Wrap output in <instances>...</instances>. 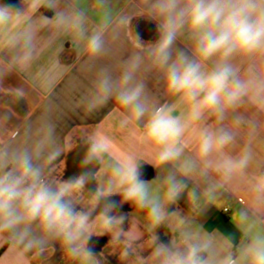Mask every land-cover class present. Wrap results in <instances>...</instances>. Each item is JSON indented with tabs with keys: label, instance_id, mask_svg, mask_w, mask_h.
I'll list each match as a JSON object with an SVG mask.
<instances>
[{
	"label": "clouds",
	"instance_id": "obj_1",
	"mask_svg": "<svg viewBox=\"0 0 264 264\" xmlns=\"http://www.w3.org/2000/svg\"><path fill=\"white\" fill-rule=\"evenodd\" d=\"M144 4L157 39L144 42L135 34V51L114 68L97 67L96 61L109 55L110 42L131 28L133 17L114 13L110 0H93L95 13L87 0H20L19 7L0 0V80L34 62L41 30L52 40L68 37L85 66L95 69L80 104L92 113L114 102L120 111L109 114L120 129L135 130L139 145L114 154L112 139L97 129L83 136V171L67 180L52 178L51 165L66 153L55 126L41 119L21 134L9 127L13 108L0 109V240L9 243L13 264H24V254L40 255L53 243L75 264H102L90 242L104 235L121 259L134 255V264H264V172L255 171L260 165L251 141L237 150L246 123L238 110L264 112V0ZM180 40L187 44L178 47ZM153 73L169 100L149 93ZM0 93L15 103L27 97L23 88ZM142 160L166 174L146 181ZM93 181L95 191H86ZM188 181L202 183L209 197L223 188L245 195L237 212V243L191 219L178 223L173 239H160L155 229L178 218L169 206L189 190ZM114 195L121 197L119 204L110 199ZM124 203L144 213L148 256L138 250L140 234L125 231L126 216L117 214Z\"/></svg>",
	"mask_w": 264,
	"mask_h": 264
},
{
	"label": "crops",
	"instance_id": "obj_2",
	"mask_svg": "<svg viewBox=\"0 0 264 264\" xmlns=\"http://www.w3.org/2000/svg\"><path fill=\"white\" fill-rule=\"evenodd\" d=\"M10 4L13 0H2ZM90 11L95 13L93 0H87ZM111 10L114 13H124L132 16L131 28L124 30L111 43L108 56L96 61L97 67L111 65L114 68L130 55L134 48L135 34H139L144 42L157 39L156 23L147 17V8L144 0H110ZM14 6V5H13ZM20 6V0H15V7ZM47 16L52 13L40 9ZM39 53L27 68L12 70L0 80V88H23L27 92L26 99L15 103L12 96L0 93V109L5 106L12 107L14 117L9 121V127H19L21 134L26 124L34 128L41 119H47L55 126L58 141L65 146L66 153L51 165L52 178L67 180L79 175L83 169L80 162L86 151L83 136L99 129L113 141L114 154L120 155L130 151L139 150L135 140V130L132 128L122 130L118 127L116 118L109 113L120 111L119 106L110 101L107 106L92 113H87L80 104L81 98L88 92L94 78L95 69L85 66L84 58L79 56L76 46L68 37L50 39L47 29L39 33ZM187 41L177 42L178 47H184ZM147 88L150 94L165 102L170 98L166 96L159 76L155 73L148 76ZM237 115L244 117L246 123L240 128V139L237 150L251 141L252 148L257 155L260 167L255 171L264 172V112H259L250 107L238 110ZM226 123H232V117ZM16 133H13L15 136ZM146 158V157H145ZM142 163V170L152 173L154 181L163 177L167 169L154 168L151 164ZM99 170V165L96 169ZM189 190L181 195L179 200L169 207L173 212L179 213L178 218L158 226L155 231L165 242L175 236L178 223L184 219H191L195 226H202L206 231H217L221 235H230L233 243L241 237V225L237 212L245 203V195L230 188L219 190L214 196L209 197L202 193L203 184L188 181ZM96 184L91 182L86 185V191L94 192ZM112 201L119 204L121 197L114 195ZM227 209L228 212L224 210ZM99 211V209L97 210ZM126 216L125 231L135 229L140 234L137 245L142 255L148 256L149 232L143 212L134 211L132 206L124 203L117 209V214ZM254 227V226H253ZM110 236L93 237L90 244L97 257L102 259V264H134L135 256L121 259L119 249L108 244ZM103 252L104 256L99 257ZM14 253L10 245L0 240V264H13ZM24 264H75V262L56 243L51 244L42 254L34 252L24 254Z\"/></svg>",
	"mask_w": 264,
	"mask_h": 264
},
{
	"label": "water",
	"instance_id": "obj_3",
	"mask_svg": "<svg viewBox=\"0 0 264 264\" xmlns=\"http://www.w3.org/2000/svg\"><path fill=\"white\" fill-rule=\"evenodd\" d=\"M11 4L15 6V0H13V2ZM142 173H143V179H145V180H149L153 176L152 173H149L146 170H142Z\"/></svg>",
	"mask_w": 264,
	"mask_h": 264
},
{
	"label": "built area",
	"instance_id": "obj_4",
	"mask_svg": "<svg viewBox=\"0 0 264 264\" xmlns=\"http://www.w3.org/2000/svg\"><path fill=\"white\" fill-rule=\"evenodd\" d=\"M224 211H225V212H228V210H227V209H225Z\"/></svg>",
	"mask_w": 264,
	"mask_h": 264
},
{
	"label": "flooded vegetation",
	"instance_id": "obj_5",
	"mask_svg": "<svg viewBox=\"0 0 264 264\" xmlns=\"http://www.w3.org/2000/svg\"><path fill=\"white\" fill-rule=\"evenodd\" d=\"M162 241H164V240H162Z\"/></svg>",
	"mask_w": 264,
	"mask_h": 264
}]
</instances>
